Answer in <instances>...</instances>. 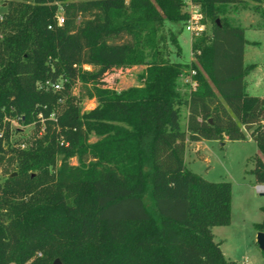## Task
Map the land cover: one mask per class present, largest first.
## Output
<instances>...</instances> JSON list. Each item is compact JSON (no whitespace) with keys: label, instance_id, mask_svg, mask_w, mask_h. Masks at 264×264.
I'll return each mask as SVG.
<instances>
[{"label":"trees","instance_id":"1","mask_svg":"<svg viewBox=\"0 0 264 264\" xmlns=\"http://www.w3.org/2000/svg\"><path fill=\"white\" fill-rule=\"evenodd\" d=\"M191 1L204 24L196 63L170 60L181 49L164 30L186 25L185 0H0V161L15 165L0 183V264H237L211 232L230 223L231 184L188 170L185 141L250 137L264 185V96L246 92L248 41L223 16L246 0ZM133 65L145 66L137 85L105 81ZM84 99L96 105L82 112ZM11 120L32 125L25 147Z\"/></svg>","mask_w":264,"mask_h":264},{"label":"rangeland","instance_id":"2","mask_svg":"<svg viewBox=\"0 0 264 264\" xmlns=\"http://www.w3.org/2000/svg\"><path fill=\"white\" fill-rule=\"evenodd\" d=\"M255 2L246 0L238 4L225 6L224 17L228 24L240 26L244 29L245 44L243 62L245 65L255 66L245 76L246 92L254 96H264V3L259 10H255ZM4 6V5H3ZM0 6V13L3 9ZM184 10L191 16H198V23L202 30V13L195 4L190 7L185 4ZM194 10V11H193ZM196 17V16H194ZM222 17V15H219ZM189 18V17H188ZM219 19V18H218ZM175 33L180 46V55L173 48L169 55L171 61L181 63H196V58L191 52L190 44L192 34L188 27L181 22L165 21V33L168 30ZM168 41V38H167ZM90 69L88 65L83 66ZM144 65H133L129 68L111 70L105 75V81L117 91L127 89L138 84ZM117 70H123L124 74L118 77ZM134 74H139L138 79ZM189 73V72H188ZM188 73L179 80V91L183 97L190 92V85L186 82ZM96 105L94 99H84L80 107L82 112L92 109ZM186 108L180 106L179 124L182 129L186 122ZM32 125H22L16 120H11V140L17 141L25 147L31 139ZM90 141L95 137L91 135ZM254 141L247 137L245 140H200V142L185 141L184 163L188 170L200 175L211 182H229L232 188L231 219L228 225L213 226L211 232L215 241L221 244L225 257L236 261H247L250 264H264V251L257 244L256 224L262 220L261 207L264 206V194L255 190V182L250 170L253 168V157L258 154ZM70 164H76L75 158L69 159ZM15 165L8 155L0 161V183L4 179L15 175ZM35 173V172H34ZM33 173V174H34Z\"/></svg>","mask_w":264,"mask_h":264},{"label":"built area","instance_id":"3","mask_svg":"<svg viewBox=\"0 0 264 264\" xmlns=\"http://www.w3.org/2000/svg\"><path fill=\"white\" fill-rule=\"evenodd\" d=\"M185 4H188L190 7L195 6V4L192 3L191 0H185ZM194 16L193 15L189 16L185 26L188 27L189 31L192 34L198 35L202 31V27H201V24L198 23V16L196 14H194ZM1 18H2V13H0V20ZM61 20L62 18L58 17V21L61 22ZM186 82L190 85L191 90L195 89L196 79H195L194 70L189 71ZM50 86L53 90H56V89H59L61 85H60V82H56V83L51 84ZM20 146L23 147V145H20ZM257 190L261 193H264V185H258ZM238 264H250V263L244 260V261L239 262Z\"/></svg>","mask_w":264,"mask_h":264},{"label":"water","instance_id":"4","mask_svg":"<svg viewBox=\"0 0 264 264\" xmlns=\"http://www.w3.org/2000/svg\"><path fill=\"white\" fill-rule=\"evenodd\" d=\"M217 23H218V21H217ZM209 121H210V119H209ZM256 240H257V244H258L259 248L261 250H264V232L259 231L257 233ZM52 264H60V263H59L58 259H55Z\"/></svg>","mask_w":264,"mask_h":264},{"label":"crops","instance_id":"5","mask_svg":"<svg viewBox=\"0 0 264 264\" xmlns=\"http://www.w3.org/2000/svg\"><path fill=\"white\" fill-rule=\"evenodd\" d=\"M2 6L4 5L3 3L1 4ZM245 49V48H244ZM186 115H187V112H186ZM194 142H200V140L199 141H194ZM258 152V151H257ZM258 154H260L259 152H258ZM261 155V154H260ZM259 184H256L255 183V190H256V192H258V193H261V192H259L258 190H257V186H258ZM231 193H232V188H231ZM262 194H264V193H262ZM231 207H232V194H231ZM232 209V208H231ZM213 228V227H212ZM214 236V235H213ZM214 239V238H213ZM215 241V240H214ZM220 244V243H219ZM220 249H221V251H222V253H223V255H224V257H225V254H224V252H223V250H222V248H221V244H220ZM226 259H229V258H227V257H225ZM229 260H231V259H229Z\"/></svg>","mask_w":264,"mask_h":264}]
</instances>
